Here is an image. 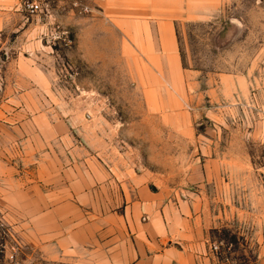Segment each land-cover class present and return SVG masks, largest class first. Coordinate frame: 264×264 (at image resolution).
Returning <instances> with one entry per match:
<instances>
[{
  "label": "rangeland",
  "instance_id": "rangeland-1",
  "mask_svg": "<svg viewBox=\"0 0 264 264\" xmlns=\"http://www.w3.org/2000/svg\"><path fill=\"white\" fill-rule=\"evenodd\" d=\"M42 2L0 0V264H81L47 247L84 217L56 198L70 183L91 221L167 208L218 264H264V0H173L172 61L122 27L164 14Z\"/></svg>",
  "mask_w": 264,
  "mask_h": 264
},
{
  "label": "crops",
  "instance_id": "crops-1",
  "mask_svg": "<svg viewBox=\"0 0 264 264\" xmlns=\"http://www.w3.org/2000/svg\"><path fill=\"white\" fill-rule=\"evenodd\" d=\"M123 13L164 14L158 23L155 20L122 23L123 29L147 31L145 51L154 53L153 39L159 30L158 46L162 57L172 61L176 53L171 18L173 0H117ZM144 36L145 34L142 33ZM73 179L70 178V182ZM74 181V180H73ZM63 195L54 193L56 198L63 196L69 208L79 207L84 217L70 213L69 226L64 234L54 235L47 247L55 257L68 254L69 260L81 264H213V257L207 248V235L198 218L187 214L171 213L164 208L160 215L140 211V202L129 203L122 213H109L97 221H91L90 189H77L70 183ZM146 193V191H145ZM62 198V197H61ZM149 209L152 205L149 204ZM172 210V209H171ZM88 215V216H87Z\"/></svg>",
  "mask_w": 264,
  "mask_h": 264
},
{
  "label": "built area",
  "instance_id": "built-area-1",
  "mask_svg": "<svg viewBox=\"0 0 264 264\" xmlns=\"http://www.w3.org/2000/svg\"><path fill=\"white\" fill-rule=\"evenodd\" d=\"M23 5L26 11L31 14H36L43 11V2L42 0H22ZM72 3L74 7H79L81 10L85 12L91 11V7L83 2V0H66ZM209 251L213 257V264H218L216 261V256L219 255L222 250L220 249L219 243H211L209 244Z\"/></svg>",
  "mask_w": 264,
  "mask_h": 264
}]
</instances>
